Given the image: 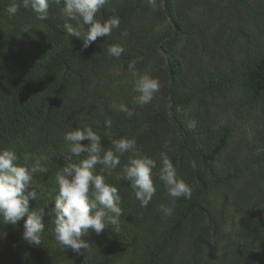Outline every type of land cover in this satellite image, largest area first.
Returning a JSON list of instances; mask_svg holds the SVG:
<instances>
[{
  "label": "trees",
  "instance_id": "obj_1",
  "mask_svg": "<svg viewBox=\"0 0 264 264\" xmlns=\"http://www.w3.org/2000/svg\"><path fill=\"white\" fill-rule=\"evenodd\" d=\"M212 1L157 0L153 9L145 0H108L96 18L117 15L120 26L111 37H98L85 48L82 39L64 29L62 3L50 4L48 19L41 21L23 7L9 17L7 8L13 0H0V148L15 149L21 165L31 166L40 159L48 169L34 175L42 188L39 199L29 202L30 210L45 211L41 245L22 239L23 221L17 226L0 221V232L6 233L0 239V264H212L208 260L264 264V168L235 161L227 169L219 167L234 128L227 122L214 124L209 111L211 103L237 83L242 104L259 107L264 117V46L241 60L238 81L234 70L207 64L199 56L188 58L191 45L199 39L204 48L206 37L191 11ZM236 1L263 31L264 0H255L252 6L246 0ZM122 32L127 36L121 37ZM114 43L125 49L119 58L107 55L108 45ZM134 59L140 73L160 81V91L143 108L133 104L134 91L120 95L125 88L114 78L120 75L127 84L132 76L128 63ZM121 103L134 109L131 118L112 107ZM193 105V116L181 112ZM192 120L197 121L194 129L189 127ZM85 124L100 135L106 149L114 139L134 137L140 153L156 160V173L159 154L165 152L193 191L191 198L181 197L172 205L157 176L155 195L141 207L130 182L116 178L118 167L106 182L117 186L121 196L119 224L109 225L100 235L94 231L84 235L89 249L78 256L57 244L48 213L54 207L56 171L67 157L76 163L83 158L67 151L63 135L70 126ZM128 158V153L121 156V165ZM100 167L96 166L97 172ZM249 170L247 185L234 193L239 227L221 244L224 214H217L212 197L240 182ZM160 205L173 207L172 215L159 212ZM216 244L219 249L213 254Z\"/></svg>",
  "mask_w": 264,
  "mask_h": 264
},
{
  "label": "clouds",
  "instance_id": "obj_2",
  "mask_svg": "<svg viewBox=\"0 0 264 264\" xmlns=\"http://www.w3.org/2000/svg\"><path fill=\"white\" fill-rule=\"evenodd\" d=\"M63 4L61 17L67 34L82 39L83 47H89L98 37H111L113 30L120 26L117 15L107 19H97V14L108 3V0H13L8 6L9 17L15 16L21 7L30 9L36 18L44 21L49 17L50 4ZM145 3L155 9L157 0H145ZM75 22V27L73 23ZM85 26H87L85 30ZM122 32L121 37H126ZM125 51L122 43L110 44L107 47L109 57L119 58ZM137 60L128 63V68L134 77L133 104L143 108L151 103L156 93L160 91L158 78L148 73H140L136 69ZM124 112L131 118L135 111L126 104L112 106ZM111 126V121H105ZM197 121L189 122L194 129ZM63 135L65 148L72 156L83 157L78 163L70 157L55 173L57 189L54 191V207L48 213L54 225L52 234L59 246L70 249L76 255L89 249V244L82 237L90 231L100 235L109 225H118L123 215L121 196L117 186L106 182L118 167V180L130 182L135 198L141 207H147L156 193L154 178L163 182L167 195L172 198L171 204L183 197L191 198L192 188L177 172L165 152L159 154L161 165L159 172L155 159L142 155L137 147L136 139L126 136L112 140L111 148H104L101 137L87 124L82 127H71ZM129 154L127 162L121 165L120 157ZM18 156L11 147L0 148V221L4 224L17 226L23 221L22 239L29 245L40 246L42 234L45 231L44 208L31 209L30 200L39 199L42 186L34 181L36 173H46L48 169L36 159L31 166L17 163ZM100 165L99 172L96 166ZM193 167L195 165L193 164ZM52 194V193H51ZM165 216H171L173 207L160 205L157 209ZM6 233L0 232V239Z\"/></svg>",
  "mask_w": 264,
  "mask_h": 264
},
{
  "label": "rangeland",
  "instance_id": "obj_3",
  "mask_svg": "<svg viewBox=\"0 0 264 264\" xmlns=\"http://www.w3.org/2000/svg\"><path fill=\"white\" fill-rule=\"evenodd\" d=\"M246 1L251 6L255 3V0ZM238 4L236 0H213L210 5L194 7L191 17L198 21L206 32L205 46L202 48L201 40L197 39L195 45H191L186 53L188 58L199 56L207 64H217L229 71L234 70L235 81H238L237 73H239L241 60L253 55L256 50L264 46V30L262 31L244 11L239 10ZM116 72L119 73V71ZM114 78L116 82L119 80L125 88L120 95L132 94L134 91L133 76L126 79L127 84H123L120 75ZM117 87L115 83L114 89ZM240 94L241 89L236 83L231 91L214 100L209 106L214 124L227 122L231 123L234 128L233 141L218 165L220 168L227 169L231 167L232 161H235L239 165L249 164L254 167L252 169L256 166L264 168V117L259 107L244 106L240 101ZM195 111V105L181 110L186 116H193ZM251 170L243 173L240 182L230 188L217 191L212 197L213 207L217 214L221 215L220 212L224 214L221 244L223 239L226 241L239 227L241 219L234 212V193L236 189L247 185L251 178ZM218 249L219 246L216 244L211 251L214 254ZM218 261L208 260L212 264Z\"/></svg>",
  "mask_w": 264,
  "mask_h": 264
}]
</instances>
